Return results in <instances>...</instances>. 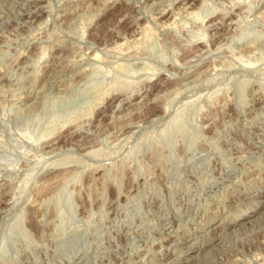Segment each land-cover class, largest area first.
<instances>
[{
	"label": "rangeland",
	"instance_id": "1",
	"mask_svg": "<svg viewBox=\"0 0 264 264\" xmlns=\"http://www.w3.org/2000/svg\"><path fill=\"white\" fill-rule=\"evenodd\" d=\"M187 263L264 264V0H0V264Z\"/></svg>",
	"mask_w": 264,
	"mask_h": 264
},
{
	"label": "bare ground",
	"instance_id": "2",
	"mask_svg": "<svg viewBox=\"0 0 264 264\" xmlns=\"http://www.w3.org/2000/svg\"><path fill=\"white\" fill-rule=\"evenodd\" d=\"M37 6V5H36ZM28 9V8H27ZM65 17V16H64ZM40 58V57H39ZM47 77V76H46ZM23 101V100H22ZM241 215H242V213H239V214H237L234 218H233V220H232V222L234 223V222H236V220H238V219H240V217H241ZM263 215V214H262ZM231 229H233V228H231ZM209 253V252H208ZM198 260V259H197ZM196 260V261H197ZM171 261V260H170ZM199 261V260H198ZM167 262V261H166ZM193 263V262H192ZM188 264V263H187Z\"/></svg>",
	"mask_w": 264,
	"mask_h": 264
}]
</instances>
